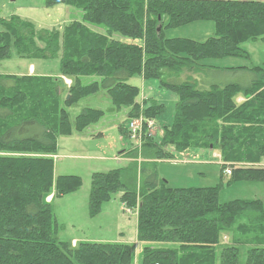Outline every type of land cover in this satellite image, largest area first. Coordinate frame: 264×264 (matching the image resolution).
<instances>
[{"label": "trees", "instance_id": "16d2710c", "mask_svg": "<svg viewBox=\"0 0 264 264\" xmlns=\"http://www.w3.org/2000/svg\"><path fill=\"white\" fill-rule=\"evenodd\" d=\"M56 4L79 11V17L53 30L17 14L0 18V66L9 59L27 61L18 73L0 72V264H264L262 200L218 197L222 181L264 182V168L254 165L264 160V62L207 64L248 58L240 44L264 41V1H43ZM196 21L213 23L203 41L164 34ZM34 60L58 62L56 73H29V65L38 67ZM220 75L234 78L219 82ZM132 77L156 78L176 94L159 141L147 125L152 121L154 130L164 104L128 83ZM92 95L109 99L111 108L127 107L129 124L135 121L137 136L143 134L122 130L141 148L124 152L126 166L92 172L88 194L94 216L120 193L119 201L136 216L135 243L72 244L57 237L51 200L75 192L82 180L54 177L47 154H56L58 137L81 133L103 116L102 109L83 105L72 116L78 102ZM238 96L244 100L237 102ZM138 149L150 161H137ZM193 149L218 151L225 163L219 171L229 168L228 178L204 187L165 182L157 162Z\"/></svg>", "mask_w": 264, "mask_h": 264}, {"label": "rangeland", "instance_id": "374dc122", "mask_svg": "<svg viewBox=\"0 0 264 264\" xmlns=\"http://www.w3.org/2000/svg\"><path fill=\"white\" fill-rule=\"evenodd\" d=\"M43 1L0 0V18H7L11 14H17L21 18L31 20L39 25L46 26L49 30H53L54 27L60 29L65 22L79 17V11L71 7L63 4L46 7L43 5ZM212 31V22L196 21L180 27L166 29L164 30V34L166 37H185L195 41H203L212 34ZM240 49L245 50L249 57L210 59L207 60V64L218 67L263 64L264 41L247 40L240 44ZM34 62L39 68H34V64L29 65L28 72L36 70L39 73L47 72L54 74L57 71L58 62L56 61L34 60ZM26 66L27 61L25 59H9V62H1L0 72L18 73ZM187 76L188 73L183 72L181 78L185 79ZM232 78L234 77L220 75L218 76V81L227 82L232 80ZM235 79L238 78L236 77ZM65 82L68 84L70 79ZM128 83L139 86L145 97L153 98L164 104L163 112L154 120V130L150 129L151 135H155L157 131L153 139L159 141L161 126L171 122L173 117L176 101L175 92L160 86L158 80L152 77L146 79L132 77L128 79ZM80 105L102 109L104 114L97 122L90 124L81 133L75 132L72 135L60 136L57 139L56 157H51L54 164V174H75L80 176L82 180L81 187L75 192L60 197L54 196L51 200L53 212L60 223L57 237L60 240L69 242L73 240L71 243L75 241L116 242L121 240L135 243L136 227L133 219L136 216L130 214L118 200V193L114 194L113 198L109 201L101 204L100 212L97 215L90 216L88 213V193L91 173L126 166V160L118 163L111 158L136 147L133 140L122 133L123 129L129 127V118L126 116L128 108L122 107L119 110L111 108L109 99L92 95L78 102L75 113H71V110L73 111L72 108L69 109L72 116L77 114ZM138 147L141 148V144ZM193 151L198 156L197 159L206 160L207 162L212 159L208 150L204 151L205 155L203 156L197 149H193ZM136 152L139 155L137 158V161H139L142 155L140 154L141 152ZM181 153L183 152H176L173 160L161 162L157 165L160 177L167 180L170 186L204 187L214 186L215 183H218L219 167L217 165L207 166L209 163L205 161L201 162H205L206 165L196 163L185 164L181 161H191L195 157L193 158L192 155L186 156L185 154L180 155ZM104 157L106 159H103ZM218 192L221 202L234 198H251L262 200L264 206V182L261 181H242L232 186H226V181H222V186ZM46 196V200L49 201L51 199L50 195ZM136 251H138V246L135 247Z\"/></svg>", "mask_w": 264, "mask_h": 264}, {"label": "crops", "instance_id": "0c3cea01", "mask_svg": "<svg viewBox=\"0 0 264 264\" xmlns=\"http://www.w3.org/2000/svg\"><path fill=\"white\" fill-rule=\"evenodd\" d=\"M260 1V0H259ZM262 41V40H261ZM32 70H33V68H32ZM1 73H4V72H1ZM29 73H31L30 71H29ZM244 100V98L243 97H241V96H238L237 98H236V101L237 102H241V101H243ZM125 131V130H124ZM154 134H155V132H154ZM156 134H157V131H156ZM156 134L155 135H153L154 137L156 136ZM136 146H139L138 144L136 145ZM134 148V147H133ZM138 148H140V147H138ZM132 149V148H131ZM140 151V149H138V152ZM209 151V150H208ZM56 153V152H55ZM201 154H202V156L203 155H205L204 154V151L202 152H200ZM182 154H185L186 156H190V155H192V157L194 158L195 157V159H193V160H191V161H181L182 163H185V164H188V163H192V164H194V163H196V164H203V165H206L205 164V162H207L206 160H200V159H197L198 158V156L195 154V152L194 151H190V152H188V151H185V152H183V153H181L180 155H182ZM176 154H174V156H175ZM210 155H211V160H209L207 163H209V165H207V166H210V165H212V166H214V165H217L219 168H220V165H222V164H225L222 160H221V155H220V153L218 152V151H214V152H211L210 151ZM47 156H50V157H56L55 156V154H53V155H50V154H47ZM175 158V157H174ZM103 159H106L105 157L103 158ZM102 159V160H103ZM112 160H116L118 163H120L122 160H126V162H128V160H130V158H128V157H126L125 155H124V152H122V154H120V155H118V156H115L114 158H111ZM143 160V162H145V161H150V160H148V159H142V157H140V159H139V161H142ZM172 160V159H171ZM168 161H170V160H168ZM201 161H205V162H201ZM165 162H167V160H165ZM172 162V161H171ZM159 163H161V161H159V162H157V165L159 164ZM227 164V166L226 167H229L230 166V164H228V163H226ZM241 163H239V165H240ZM255 166H258V167H263L264 168V160L261 162V163H258V164H254ZM108 171V170H107ZM94 172H96V171H94ZM99 172V171H98ZM104 172V171H103ZM92 174V173H91ZM53 175H54V177L55 176H58V175H55L54 174V164H53ZM60 175H75V174H60ZM80 177V176H79ZM223 178V179H227L228 178V175H226L225 173H224V171H222V173H220V171H219V176L217 177V180H219L220 178ZM81 178V177H80ZM163 179V178H162ZM165 182H168L167 180H165V179H163ZM242 182V181H241ZM241 182H236V183H234V184H231L230 186H232V185H237V184H239V183H241ZM229 186V185H228ZM259 186V185H258ZM89 194V193H88ZM119 195H120V193H118L117 194V198H119ZM62 196V195H61ZM52 197V194H50V198ZM58 197H60V196H58ZM119 200V199H118ZM53 209V208H52ZM133 222H135V224H136V220H135V218L133 219ZM136 233V232H135ZM136 235V234H135ZM73 241V240H72ZM71 241V242H72ZM117 242H127L126 240H121V241H117ZM73 244V243H72Z\"/></svg>", "mask_w": 264, "mask_h": 264}, {"label": "built area", "instance_id": "2783aa9c", "mask_svg": "<svg viewBox=\"0 0 264 264\" xmlns=\"http://www.w3.org/2000/svg\"><path fill=\"white\" fill-rule=\"evenodd\" d=\"M139 123V122H138ZM148 127H151L152 126V121H148V125H147ZM136 129H137V131H138V129H139V126H138V124L134 121V122H131L130 124H129V130L131 131V135H132V137H136L137 136V134H136ZM136 131V132H135ZM140 133L141 132H139V134H138V138L140 137ZM142 134V133H141ZM225 173L226 174H229L230 173V170H229V168H227L226 170H225Z\"/></svg>", "mask_w": 264, "mask_h": 264}, {"label": "bare ground", "instance_id": "6f19581e", "mask_svg": "<svg viewBox=\"0 0 264 264\" xmlns=\"http://www.w3.org/2000/svg\"><path fill=\"white\" fill-rule=\"evenodd\" d=\"M152 129V127H149V130Z\"/></svg>", "mask_w": 264, "mask_h": 264}, {"label": "water", "instance_id": "95a60500", "mask_svg": "<svg viewBox=\"0 0 264 264\" xmlns=\"http://www.w3.org/2000/svg\"><path fill=\"white\" fill-rule=\"evenodd\" d=\"M157 29H159V27Z\"/></svg>", "mask_w": 264, "mask_h": 264}]
</instances>
